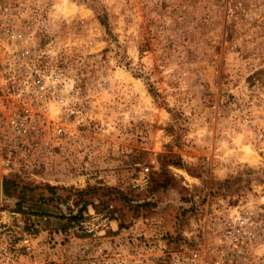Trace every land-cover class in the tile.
<instances>
[{
    "label": "rangeland",
    "instance_id": "rangeland-1",
    "mask_svg": "<svg viewBox=\"0 0 264 264\" xmlns=\"http://www.w3.org/2000/svg\"><path fill=\"white\" fill-rule=\"evenodd\" d=\"M5 1L49 21L73 112L45 165L0 171V264L175 251L206 210L264 204V0Z\"/></svg>",
    "mask_w": 264,
    "mask_h": 264
},
{
    "label": "built area",
    "instance_id": "built-area-1",
    "mask_svg": "<svg viewBox=\"0 0 264 264\" xmlns=\"http://www.w3.org/2000/svg\"><path fill=\"white\" fill-rule=\"evenodd\" d=\"M43 14L32 3L0 0V171L5 173L40 168L70 138L69 79L54 52L39 41L49 26ZM149 180L145 167L131 186L144 190ZM109 227L104 219L103 236ZM193 239L155 255L119 242L111 258L100 246L99 258L90 264H155L152 258L156 264H264V204L210 208L194 226ZM23 243L29 245L28 239Z\"/></svg>",
    "mask_w": 264,
    "mask_h": 264
},
{
    "label": "trees",
    "instance_id": "trees-1",
    "mask_svg": "<svg viewBox=\"0 0 264 264\" xmlns=\"http://www.w3.org/2000/svg\"><path fill=\"white\" fill-rule=\"evenodd\" d=\"M14 181H11L9 179L3 180V192L6 197H10V185H13ZM19 198H22V195L19 196Z\"/></svg>",
    "mask_w": 264,
    "mask_h": 264
},
{
    "label": "water",
    "instance_id": "water-1",
    "mask_svg": "<svg viewBox=\"0 0 264 264\" xmlns=\"http://www.w3.org/2000/svg\"><path fill=\"white\" fill-rule=\"evenodd\" d=\"M1 197H2V184H1V180H0V201H1Z\"/></svg>",
    "mask_w": 264,
    "mask_h": 264
}]
</instances>
